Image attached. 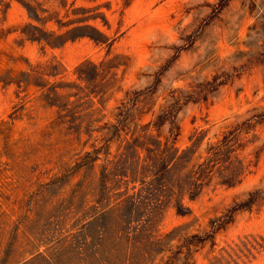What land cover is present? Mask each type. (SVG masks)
<instances>
[{"label":"rangeland","instance_id":"obj_1","mask_svg":"<svg viewBox=\"0 0 264 264\" xmlns=\"http://www.w3.org/2000/svg\"><path fill=\"white\" fill-rule=\"evenodd\" d=\"M0 264H264V0H0Z\"/></svg>","mask_w":264,"mask_h":264}]
</instances>
